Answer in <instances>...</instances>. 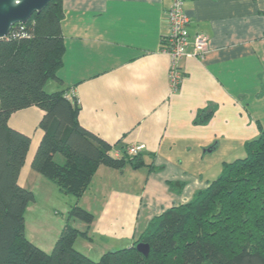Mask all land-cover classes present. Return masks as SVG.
<instances>
[{"label":"crops","instance_id":"1","mask_svg":"<svg viewBox=\"0 0 264 264\" xmlns=\"http://www.w3.org/2000/svg\"><path fill=\"white\" fill-rule=\"evenodd\" d=\"M169 6V0H62L60 82H48L77 98L80 126L111 145V156L143 147L137 170L127 164L96 170L79 200L94 217L89 228L68 220L79 231L88 228V238L79 236L74 248L95 246L99 258L132 244L154 216L189 202L264 129V0H184L189 34H204L208 47L202 57L191 56L189 47L177 62V89L161 49ZM42 115L37 107L23 109L8 125L30 137L18 176L35 198L24 233L49 253L75 198L31 170Z\"/></svg>","mask_w":264,"mask_h":264},{"label":"trees","instance_id":"2","mask_svg":"<svg viewBox=\"0 0 264 264\" xmlns=\"http://www.w3.org/2000/svg\"><path fill=\"white\" fill-rule=\"evenodd\" d=\"M62 0H51L25 24H15L0 39V264H264V129L245 142V156L226 162L220 174L193 198L154 216L130 246L108 251L94 261L74 248L79 236L88 238L93 215L79 200L100 166L132 170L144 165L140 153L119 158L112 146L78 122L80 104L67 90L47 93L64 53ZM37 107L43 135L31 170L71 195V217L86 225L79 231L66 221L49 253L25 236L24 215L34 194L19 185L30 137L8 125L11 114ZM211 113L200 115L205 122ZM59 155L62 163L55 158ZM181 187L179 183H168ZM148 245L147 256L136 245Z\"/></svg>","mask_w":264,"mask_h":264},{"label":"built area","instance_id":"3","mask_svg":"<svg viewBox=\"0 0 264 264\" xmlns=\"http://www.w3.org/2000/svg\"><path fill=\"white\" fill-rule=\"evenodd\" d=\"M170 6L165 13L167 34L162 37V51L170 57V83L177 89L181 76L177 62L188 55L187 49L191 47V56L202 57L208 47V38L201 33L193 36L189 34L190 19L184 10V0H169ZM141 145L127 148L129 155H136L142 151Z\"/></svg>","mask_w":264,"mask_h":264},{"label":"water","instance_id":"4","mask_svg":"<svg viewBox=\"0 0 264 264\" xmlns=\"http://www.w3.org/2000/svg\"><path fill=\"white\" fill-rule=\"evenodd\" d=\"M51 0H0V39L6 38L15 24H25L33 13L41 12ZM136 250L147 256L149 247L139 243Z\"/></svg>","mask_w":264,"mask_h":264},{"label":"rangeland","instance_id":"5","mask_svg":"<svg viewBox=\"0 0 264 264\" xmlns=\"http://www.w3.org/2000/svg\"><path fill=\"white\" fill-rule=\"evenodd\" d=\"M51 85H53V82H47L46 85L44 86V90H45L47 93H51V92H54V91L56 90L55 88H52ZM239 156H240V157H239ZM244 156H245V149H244V151H243V150L239 151L238 154H237V157H236V158H243ZM55 160H56L58 163H62V158H61V156H59V155L56 156ZM230 162H231V161H230ZM138 183H139V181H135V182H133L131 188H136V189L139 188L140 185H138ZM64 212H66V211H63V216H62V218L64 217V220H65V221H67V220L72 221L73 218L70 217V219H68V213H67L66 216H65V213H64ZM53 222H55V221L53 220ZM68 223H69V221H68ZM69 224H70V223H69ZM46 225H47V223H46ZM54 226H55V224H54ZM48 227H50V226H48ZM130 244H131V243H129V245H125L124 248L130 246ZM76 247H77L79 250H81V251H79V250H77V249L75 248L78 252L82 253L83 255L87 256L88 258H90V259H92V260H94V261H97V260L99 259V255H98V250H99V249L96 248L95 246H94L93 248H91V249H93V250H91V252H89L88 250H85V249L81 248V247L78 246V245H76Z\"/></svg>","mask_w":264,"mask_h":264}]
</instances>
